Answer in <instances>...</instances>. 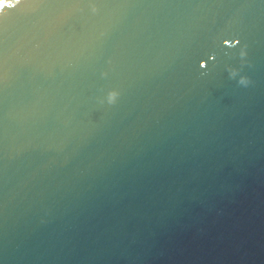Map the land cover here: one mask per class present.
Masks as SVG:
<instances>
[{
  "label": "water",
  "instance_id": "1",
  "mask_svg": "<svg viewBox=\"0 0 264 264\" xmlns=\"http://www.w3.org/2000/svg\"><path fill=\"white\" fill-rule=\"evenodd\" d=\"M0 264H264V0H0Z\"/></svg>",
  "mask_w": 264,
  "mask_h": 264
}]
</instances>
